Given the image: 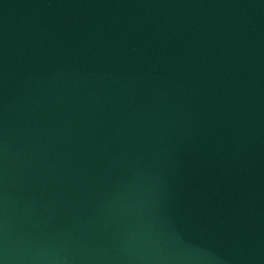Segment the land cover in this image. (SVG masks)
<instances>
[{"label": "water", "instance_id": "obj_1", "mask_svg": "<svg viewBox=\"0 0 264 264\" xmlns=\"http://www.w3.org/2000/svg\"><path fill=\"white\" fill-rule=\"evenodd\" d=\"M0 264H264V0H0Z\"/></svg>", "mask_w": 264, "mask_h": 264}]
</instances>
